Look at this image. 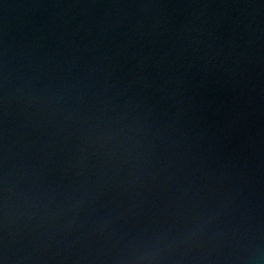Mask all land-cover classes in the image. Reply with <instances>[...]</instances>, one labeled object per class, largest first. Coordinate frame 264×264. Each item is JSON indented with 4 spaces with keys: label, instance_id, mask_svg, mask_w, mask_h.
Instances as JSON below:
<instances>
[{
    "label": "water",
    "instance_id": "water-1",
    "mask_svg": "<svg viewBox=\"0 0 264 264\" xmlns=\"http://www.w3.org/2000/svg\"><path fill=\"white\" fill-rule=\"evenodd\" d=\"M0 264H264V0H0Z\"/></svg>",
    "mask_w": 264,
    "mask_h": 264
}]
</instances>
